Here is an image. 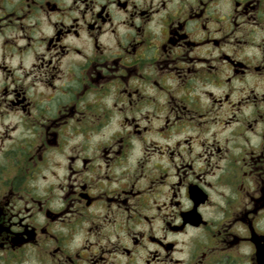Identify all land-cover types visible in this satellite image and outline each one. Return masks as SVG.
Returning <instances> with one entry per match:
<instances>
[{
	"label": "clouds",
	"instance_id": "1",
	"mask_svg": "<svg viewBox=\"0 0 264 264\" xmlns=\"http://www.w3.org/2000/svg\"><path fill=\"white\" fill-rule=\"evenodd\" d=\"M258 232L264 0H0V264H264Z\"/></svg>",
	"mask_w": 264,
	"mask_h": 264
},
{
	"label": "flooded vegetation",
	"instance_id": "2",
	"mask_svg": "<svg viewBox=\"0 0 264 264\" xmlns=\"http://www.w3.org/2000/svg\"><path fill=\"white\" fill-rule=\"evenodd\" d=\"M257 235H258V236H264V233H260V232H258ZM242 238H244V239H249V240L252 239V237H251L250 234H242Z\"/></svg>",
	"mask_w": 264,
	"mask_h": 264
}]
</instances>
